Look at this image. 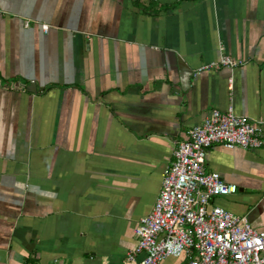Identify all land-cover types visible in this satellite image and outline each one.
Instances as JSON below:
<instances>
[{"label": "crops", "instance_id": "crops-1", "mask_svg": "<svg viewBox=\"0 0 264 264\" xmlns=\"http://www.w3.org/2000/svg\"><path fill=\"white\" fill-rule=\"evenodd\" d=\"M229 107L264 133V0H0V264H122L175 143ZM205 168L264 232V145Z\"/></svg>", "mask_w": 264, "mask_h": 264}, {"label": "built area", "instance_id": "built-area-1", "mask_svg": "<svg viewBox=\"0 0 264 264\" xmlns=\"http://www.w3.org/2000/svg\"><path fill=\"white\" fill-rule=\"evenodd\" d=\"M47 33L48 26H42ZM241 62L222 55L218 61L198 67L193 75ZM257 150L264 145L262 123L213 109L200 125L186 131L175 143L173 162L162 174L161 188L150 213L134 230L135 247L122 264H159L167 258H184L183 264H264V232L245 217L214 203L237 193L216 172L205 168L209 148ZM107 264V263H101Z\"/></svg>", "mask_w": 264, "mask_h": 264}, {"label": "water", "instance_id": "water-1", "mask_svg": "<svg viewBox=\"0 0 264 264\" xmlns=\"http://www.w3.org/2000/svg\"><path fill=\"white\" fill-rule=\"evenodd\" d=\"M26 89L30 93L37 94V88L35 86V83H29V85L26 86Z\"/></svg>", "mask_w": 264, "mask_h": 264}]
</instances>
